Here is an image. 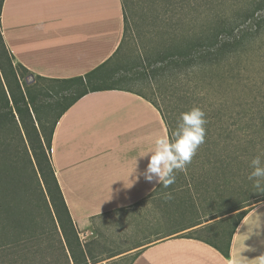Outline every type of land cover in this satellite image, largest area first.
Masks as SVG:
<instances>
[{"label": "crops", "instance_id": "crops-1", "mask_svg": "<svg viewBox=\"0 0 264 264\" xmlns=\"http://www.w3.org/2000/svg\"><path fill=\"white\" fill-rule=\"evenodd\" d=\"M0 26L14 63L65 79L115 52L123 9L120 0H3ZM161 134L167 128L157 107L120 89L82 95L55 122L50 160L88 264H236L240 253L255 264L264 255V200L246 208L224 255L218 241L191 234L214 219L179 229L148 206L159 184L140 176L130 186L136 156ZM147 162L137 157L138 172ZM259 217L251 232L245 223Z\"/></svg>", "mask_w": 264, "mask_h": 264}, {"label": "trees", "instance_id": "trees-1", "mask_svg": "<svg viewBox=\"0 0 264 264\" xmlns=\"http://www.w3.org/2000/svg\"><path fill=\"white\" fill-rule=\"evenodd\" d=\"M120 1L123 9V34L117 49L105 62L93 70L72 78H44L36 75L32 82L22 81L21 79L25 74L31 73L22 64L14 63V57L5 44L0 26L1 253H11L17 248L23 249L25 245L28 247L29 243V245L32 243L38 245L39 239L49 241V238L55 235L63 257V264H88L85 250L68 212L51 164V135L59 116L79 97L88 92L120 89L146 97L132 88L137 80L133 68L116 64V59H120L123 55L122 50L126 48L125 41L130 36V21H132L128 15V10L130 11L129 0ZM2 2L3 0H0V15ZM158 20L166 21L159 17ZM198 26L199 28H196L192 25L185 31L181 29L178 31V28L173 30L174 27L168 23H165L163 28L158 25L156 31H161L159 36H161L162 41L159 42L160 45L157 44L158 47H153L149 54L146 53L142 59L148 68L147 77L150 80L157 82L176 79L179 75L193 78L199 74L201 76L198 77L203 80L206 77L211 78L212 73L219 75L223 70L225 73L236 72L232 78L240 79L239 76L243 75L241 73L242 67L239 65L242 55L248 53L254 42L264 35V0H250L246 7L242 10H236L231 16H220L210 24L204 23ZM172 30L173 32H171ZM114 60L115 67H108V64ZM115 75L117 77L112 84L105 83L101 79L103 76L109 78ZM38 80L50 82L52 86H62L60 90L55 91V95L60 100L57 109L56 102H54L52 109L54 116L50 125H47L40 116L42 108L39 105V91L36 88ZM195 85L192 86L193 94H196L197 86ZM146 98L161 113L167 134L170 135L177 128L178 116L174 114V110L165 109L163 111L152 99ZM243 103L240 105H244L245 108L247 104L245 101ZM200 108L206 112L207 120L205 141L202 144L206 150L205 158L201 160V166L204 169L203 174L206 176L217 172V169L223 166L225 169L231 170H229V174L232 175L230 180L236 181L237 178L233 177L244 175L239 171L233 172L231 168L233 163H240L244 158L245 147H242L244 144L241 142V137L245 134V139L248 137L250 141H255L258 137L257 131L249 133L243 129L245 132L239 134L237 130L235 133L239 134L238 139H230L236 147L235 153L230 155V159L221 158L223 163H220L219 160H215V162L213 159L216 158V154L210 155V153L216 144V139L213 136L216 120L207 115L210 112L209 105ZM251 108V115H257L264 123V107L256 104ZM245 112H247V108L243 112L237 111L239 115L236 120L242 121L245 117L239 116ZM249 120L253 119L247 118V121ZM239 129L241 130V128ZM213 155L214 157H212ZM230 180H227L229 184H231ZM217 185L219 189L223 187L221 183ZM161 186L158 185L153 193L158 191ZM231 187L240 193L242 191L239 190L242 188H236L235 185L231 184ZM261 194H255L258 201L264 200V194ZM248 205L249 203L244 201L238 202L231 209L210 219L222 217L218 221L231 222L230 228L215 234V240L220 243L218 248L224 255H228L230 239L237 225L248 211L246 209ZM165 221H167L166 218ZM207 221H194L176 227L184 229ZM39 228L41 229L40 233Z\"/></svg>", "mask_w": 264, "mask_h": 264}, {"label": "rangeland", "instance_id": "rangeland-1", "mask_svg": "<svg viewBox=\"0 0 264 264\" xmlns=\"http://www.w3.org/2000/svg\"><path fill=\"white\" fill-rule=\"evenodd\" d=\"M249 1L129 0L128 15L130 19L132 18L130 36L126 39V48L122 50L123 55L120 59H116V64L133 68L137 78L136 83L132 85L133 90L152 99L163 111L165 109L174 110V114L178 118L188 108L209 105L210 112L207 115L216 120L213 135L216 144L210 155L215 153L217 159L215 158L213 161L219 160L220 163H223L221 158L230 159L236 149L230 139L237 140L239 134L245 129L249 133L257 131L258 136L255 141H250L248 137L245 139V134H243L241 142L244 144L242 147H245L244 158L242 162L233 163L231 166L233 172H241L245 179L243 176H235L233 178H237L236 181L230 180L232 177L229 174L230 169H225L223 166L219 167L217 172L205 176L201 160L205 158L206 150L204 146L200 145L186 170L176 173L175 183L167 189L161 186L151 195L148 206L154 209L157 215L163 214L167 222L174 226L187 225L194 221H209L211 217L231 209L232 206L242 201L249 203L246 207L249 208L258 202L255 194H264V192H257L253 187V182L247 179L251 171L249 167L251 158L260 150H264L263 120L255 114L252 116V112H250L251 107L256 104L264 107V35L254 42L248 53L242 55L239 65L242 67L243 75L239 76L240 79L232 78L236 72L225 73L223 70L219 75L212 73L211 78L206 77L203 80L198 77L201 76L199 74L193 78L179 75L176 79L155 82L147 77L148 68L142 59L146 53L149 54L152 48L158 47L157 44L162 41L159 36L161 31H156L158 25L161 28L165 23H168L174 27L173 30L178 28V31L180 29L185 31L192 25L199 28L198 25L210 24L220 16H231L236 10L246 7ZM158 17L166 21L161 22ZM176 22L178 23L176 24ZM114 63L115 60L108 64V67L114 68ZM30 75L25 74L21 80H30ZM116 77V75L109 78L103 76L101 79L105 83L112 84ZM34 80L35 76L32 75L30 82ZM194 85L197 86L196 94L192 93ZM36 88L39 91V105L42 108L40 116L47 125H50L54 116L52 110L54 102H56L57 109L60 100L55 95V91L60 90L62 86H52L50 82L38 80ZM244 101L247 104L245 108L244 105H240L244 104ZM242 108L244 109L242 110ZM246 108L247 112L241 113L239 116L245 118L242 121H237L236 117L239 115L237 111L243 112ZM250 117L253 120L247 121V118ZM246 125L248 126L245 127ZM237 130L239 134L235 133ZM227 180H230L236 188H242L239 189L242 190L241 193L231 187ZM218 183L223 184V187L219 189ZM166 192L172 194V199H164L163 194ZM252 195L255 196L251 197ZM219 218L214 219L215 221L211 223L214 224L212 227L195 229L191 231V234L215 240V234L230 228L231 223L218 221ZM29 244L28 247L25 245L23 249L17 248L11 253L0 252V264H63V257L55 235L49 238V241L39 239L38 245Z\"/></svg>", "mask_w": 264, "mask_h": 264}, {"label": "clouds", "instance_id": "clouds-1", "mask_svg": "<svg viewBox=\"0 0 264 264\" xmlns=\"http://www.w3.org/2000/svg\"><path fill=\"white\" fill-rule=\"evenodd\" d=\"M207 123L204 110L198 106H193L189 110L182 112L179 117L177 128L169 134H161L154 138L152 147L136 156L134 164L128 170V180L130 186L140 176L148 182L155 181L167 189L176 181V173L185 171L187 165L191 163L200 145L205 141ZM137 157H147L146 168L138 172ZM251 171L247 179L253 182V187L257 192H264V150H260L249 162ZM132 176L133 179H129ZM128 186V187H130ZM164 199H172V194L166 192ZM248 229L260 227V217L258 221ZM242 252V251H241ZM236 264H248V259L241 255ZM255 264H264V255H260L255 260Z\"/></svg>", "mask_w": 264, "mask_h": 264}, {"label": "water", "instance_id": "water-1", "mask_svg": "<svg viewBox=\"0 0 264 264\" xmlns=\"http://www.w3.org/2000/svg\"><path fill=\"white\" fill-rule=\"evenodd\" d=\"M30 77H31V79H30V80H32V75H30ZM30 80H27V79H26L27 83H28Z\"/></svg>", "mask_w": 264, "mask_h": 264}]
</instances>
